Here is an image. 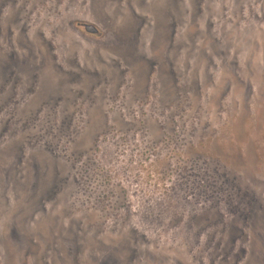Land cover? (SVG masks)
<instances>
[{"label":"rangeland","instance_id":"1","mask_svg":"<svg viewBox=\"0 0 264 264\" xmlns=\"http://www.w3.org/2000/svg\"><path fill=\"white\" fill-rule=\"evenodd\" d=\"M0 264H264V0H0Z\"/></svg>","mask_w":264,"mask_h":264}]
</instances>
